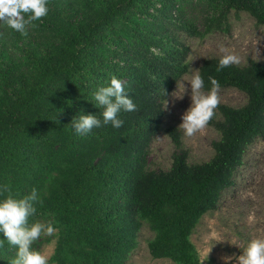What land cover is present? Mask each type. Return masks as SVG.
I'll return each instance as SVG.
<instances>
[{
  "label": "trees",
  "instance_id": "obj_1",
  "mask_svg": "<svg viewBox=\"0 0 264 264\" xmlns=\"http://www.w3.org/2000/svg\"><path fill=\"white\" fill-rule=\"evenodd\" d=\"M48 6L24 34L0 23V185L17 197L38 190L42 202L30 223L58 230L50 264H128L144 222L155 233L154 258L202 264L192 233L234 185L249 147L264 137V63L220 72V58L202 64L203 90H211L213 77L219 87L248 95L243 107L218 106L222 118L210 122L222 136L212 159L189 163L177 127L167 129L177 148L170 170L149 168V148L163 129L165 102L189 72L190 48L178 32L205 37L226 30L233 11L264 25V0H48ZM113 76L124 81L137 110L120 113L119 129L77 135L73 118L100 117L91 100ZM0 240V264H11L16 248L2 234Z\"/></svg>",
  "mask_w": 264,
  "mask_h": 264
},
{
  "label": "rangeland",
  "instance_id": "obj_2",
  "mask_svg": "<svg viewBox=\"0 0 264 264\" xmlns=\"http://www.w3.org/2000/svg\"><path fill=\"white\" fill-rule=\"evenodd\" d=\"M195 23L198 26L201 24L199 20ZM227 25L226 30H215L205 37L178 32V36L190 48L187 58L189 72L165 102L163 129L152 140L149 148L150 169L159 171L172 168L177 148L167 133L170 127H177L181 131L189 163H204L215 155L213 143L222 134L211 122L191 137L179 128L184 113L192 104L191 87L187 80L200 73L205 60L221 58L225 54L222 48L240 57L237 65H247L250 60L264 63V25L258 24L247 12L235 11L229 15ZM199 28L204 29L202 25ZM217 91L220 104L240 108L248 102V95L237 88L219 87ZM202 92L207 94L209 91L202 89ZM182 95V98H177ZM215 112L213 118L220 120L222 117L218 107ZM57 232L56 229L53 236H42L34 242L40 243L38 250L47 255L49 260L56 248ZM154 236L149 224L144 222L138 233L137 247L130 254L128 264H177L169 258L157 259L152 256L149 242ZM256 238H264V137L258 138L249 147L244 164L236 173L234 185L223 192L219 207L202 217L191 236L202 264H239V256L248 243Z\"/></svg>",
  "mask_w": 264,
  "mask_h": 264
},
{
  "label": "clouds",
  "instance_id": "obj_3",
  "mask_svg": "<svg viewBox=\"0 0 264 264\" xmlns=\"http://www.w3.org/2000/svg\"><path fill=\"white\" fill-rule=\"evenodd\" d=\"M48 14V0H0V23L21 34L25 33L31 22ZM222 51L225 54L219 59L217 72L240 63L238 55L224 48ZM208 79L212 88L207 94L202 92L205 80L200 74H194L187 80L191 87L192 104L184 113L179 128L189 137L208 125L220 104L217 91L219 83L213 77ZM183 95L177 98H182ZM91 101L101 109L100 117L83 113L72 121V129L82 137L92 133L95 128L107 125L119 129L124 125L120 113L137 110V105L126 91L124 81L115 76L107 86H101L94 92ZM40 202L41 197L36 188L28 195L17 197L9 186L0 185V234L3 235V240L16 248V256L11 264H49L48 256L32 247L42 236H53L56 232L55 226L50 222L30 223V218L37 214L36 204ZM2 242L0 240V244ZM239 264H264V238H256L248 243L239 256Z\"/></svg>",
  "mask_w": 264,
  "mask_h": 264
}]
</instances>
